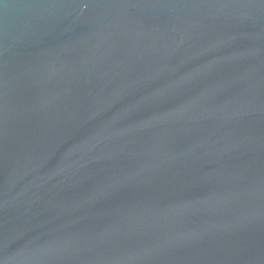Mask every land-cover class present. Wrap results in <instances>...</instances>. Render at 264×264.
Returning a JSON list of instances; mask_svg holds the SVG:
<instances>
[{"label": "water", "instance_id": "water-1", "mask_svg": "<svg viewBox=\"0 0 264 264\" xmlns=\"http://www.w3.org/2000/svg\"><path fill=\"white\" fill-rule=\"evenodd\" d=\"M0 264H264V0H0Z\"/></svg>", "mask_w": 264, "mask_h": 264}]
</instances>
